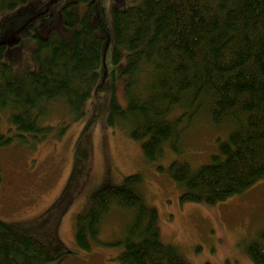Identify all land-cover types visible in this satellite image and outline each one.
<instances>
[{
	"label": "trees",
	"instance_id": "obj_1",
	"mask_svg": "<svg viewBox=\"0 0 264 264\" xmlns=\"http://www.w3.org/2000/svg\"><path fill=\"white\" fill-rule=\"evenodd\" d=\"M26 2L0 0V11ZM62 12L60 27L41 34L31 25L24 34L33 38V47L32 64L23 70L5 60L8 43L0 42V115L6 114L8 131H14L0 129V148L45 139L55 127L44 117L58 102L70 121L77 120L87 101L96 106L105 90L96 1L71 0ZM112 40L128 102L123 107L113 95L108 109L87 126L107 112L106 123L125 124L131 137L142 140L148 161L163 156L170 142L181 151L192 124L220 129L210 162L197 168L185 160L171 162L169 175L184 188L182 201L215 204L264 178V0H134L113 7ZM67 125L57 124V137ZM91 143L86 127L77 143L78 175L90 168ZM142 186L141 174L133 173L93 191L77 216L76 245L90 250L94 242L103 243L102 230L120 212L127 217L123 234L105 244L122 249V264H186L161 239L157 210L146 204ZM32 225L0 218V264L59 263L72 254L56 235H34ZM247 253L253 264H264V229Z\"/></svg>",
	"mask_w": 264,
	"mask_h": 264
},
{
	"label": "rangeland",
	"instance_id": "obj_2",
	"mask_svg": "<svg viewBox=\"0 0 264 264\" xmlns=\"http://www.w3.org/2000/svg\"><path fill=\"white\" fill-rule=\"evenodd\" d=\"M69 1L27 0L13 11H0V42L8 43L5 60L18 70L31 65L33 38L24 34L31 25L41 34L60 27L62 7ZM95 1L96 20L104 39L100 73L105 90L96 106L91 99L87 101L84 115L77 120L70 121L72 115L58 102L55 111L44 117L51 118L55 127L45 139L0 148V218L6 222H32V230L37 233L34 235L46 240L54 234L71 249L72 254L64 260L49 264H122L117 259L122 249L105 243L116 237L115 233L123 234L127 217L115 212L99 236L103 243L94 242L90 250L75 243L76 220L92 192L106 181L122 183L125 177L140 173L144 200L158 213L161 239L173 244L186 264H253L247 246L264 229V178L224 201L206 204L182 201L184 188L169 175L170 164L176 159L189 162L193 168L210 162L218 151L216 137L220 129L202 121L192 124L179 144L181 151L173 150L170 142L163 156L148 161L142 140L131 137L125 124L106 123L103 118L107 112L91 128L87 126L93 116L108 109L113 95L123 107L128 102L124 76L112 58L113 7L129 6L134 0ZM5 115H0V129L12 134ZM63 122L68 125L57 137V124ZM86 127L92 134L87 161L90 168L78 175L77 143ZM222 137L226 138L227 133Z\"/></svg>",
	"mask_w": 264,
	"mask_h": 264
},
{
	"label": "bare ground",
	"instance_id": "obj_3",
	"mask_svg": "<svg viewBox=\"0 0 264 264\" xmlns=\"http://www.w3.org/2000/svg\"><path fill=\"white\" fill-rule=\"evenodd\" d=\"M8 120V119H7Z\"/></svg>",
	"mask_w": 264,
	"mask_h": 264
}]
</instances>
